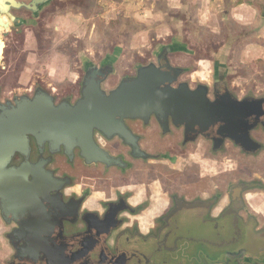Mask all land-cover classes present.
<instances>
[{
	"label": "flooded vegetation",
	"instance_id": "obj_1",
	"mask_svg": "<svg viewBox=\"0 0 264 264\" xmlns=\"http://www.w3.org/2000/svg\"><path fill=\"white\" fill-rule=\"evenodd\" d=\"M54 2L39 10L11 7L7 12L15 17L10 28L19 26L2 35L0 103L7 109V102L15 106L17 97L33 98L45 91L41 84L49 82L39 71L27 69L35 48L24 46L27 34L35 43L39 30L63 16L55 12ZM178 56L180 60H175ZM165 57L172 67L184 70L181 81L191 89L206 85L210 101L225 91L238 100L264 98V94L237 95L229 82L230 71L220 68L216 55ZM184 57H191L194 70H188L191 65L184 63ZM81 66L76 80L68 76L61 83L47 84L56 104L74 105L81 98L87 73ZM135 72L136 66L131 74ZM261 113L260 121L248 120L252 129L237 128L240 135L248 130L261 146L255 152H246L228 138L217 143L220 123L189 132L168 121L164 132L155 119L148 124L126 121L146 159L124 140L98 130L89 145L74 144L71 150L60 145L56 150L50 141L41 142L38 126L27 135L29 152L15 151L5 167L11 174L29 168L35 226L27 232L20 218L6 214L19 208L22 190L6 183L2 173L0 249L10 252L0 264H264V109ZM234 135L232 127L225 129L224 136ZM97 152L125 166L95 161ZM25 236H31L36 257L23 256V245L14 243ZM254 245L257 249L251 252Z\"/></svg>",
	"mask_w": 264,
	"mask_h": 264
},
{
	"label": "water",
	"instance_id": "obj_2",
	"mask_svg": "<svg viewBox=\"0 0 264 264\" xmlns=\"http://www.w3.org/2000/svg\"><path fill=\"white\" fill-rule=\"evenodd\" d=\"M32 1L26 4L18 3L16 0H0V29L4 30L3 33L19 28L17 25L10 28V24L15 22V17L7 13L11 7L39 10L52 0ZM62 2L63 0H55V7ZM56 9L61 13L63 7ZM32 39L34 42L33 37ZM0 40L3 42L2 39ZM163 46L152 61H141L136 64V60L133 59L120 68L118 56H101L94 59L90 54L92 58L81 63L87 67V73L83 81L81 98L74 105L67 102L56 104L53 91H50L51 88L46 83H42L45 87L41 85L45 91L39 90L33 98L17 97L13 100L15 106L7 102L9 109L0 103V178L2 173L5 174L6 183L18 186L17 188L22 190L19 208L9 210L6 214L20 218L22 226L28 229L27 232H33L30 229L35 226V192L31 190L34 184L28 177L29 168L25 167L23 171L11 174L12 171L5 167L15 151L25 154L29 152L27 135L33 134L38 126L41 127L39 129L43 135L41 142L50 141L56 150L60 145L67 149L71 147L70 150L75 145L78 147L83 144L89 145L92 143L93 132L98 130L107 137L116 136L124 140L126 144L133 146L135 152L138 151V157L146 159V155L139 152L137 137L131 133L125 123L142 121L148 124L151 119L158 121L164 132L168 131V121H172L175 126H184L189 132H193L197 126L206 130L214 123H220L223 127L217 132L218 138H215L217 143L221 144L228 138L246 152L260 149L261 146L251 139L248 130H243L240 135V129L237 128L240 125L252 129L253 127L248 125V120L251 118L260 121L264 98L238 100L225 91L216 93L215 100L210 101L209 88L206 85L191 89L188 83L181 81L184 70L172 67L165 57L174 53L184 54V48L181 46L182 49L178 47L174 51L172 50V46H176L174 44ZM24 49L31 50L25 46ZM214 55L220 68L230 70V64L225 62L229 54ZM2 59L3 53L0 62ZM162 60L164 64H161ZM81 65L78 66V70H73L72 80H76L77 71L82 69ZM103 65L109 66L102 67ZM134 66H136L135 76L131 74ZM228 127H232L234 136H224ZM94 157L98 159L95 161L107 165L125 166L119 159L108 158L102 152L101 154L97 152ZM18 242L23 245V249H20L23 256L32 258L38 255H35L31 236L15 238L14 243ZM256 249L255 245L250 247L251 252H255ZM9 252L8 249L6 251L0 249V260H4Z\"/></svg>",
	"mask_w": 264,
	"mask_h": 264
},
{
	"label": "rangeland",
	"instance_id": "obj_3",
	"mask_svg": "<svg viewBox=\"0 0 264 264\" xmlns=\"http://www.w3.org/2000/svg\"><path fill=\"white\" fill-rule=\"evenodd\" d=\"M243 1H248L249 5L236 8L232 15L238 20L237 23L247 26H238L239 24L232 20L221 24L222 28L220 29L216 18L211 14L207 27L214 34L210 33L208 29H201L196 24L189 23L185 37H181L183 31H178L179 38L171 37L167 40L157 41L153 37L146 42L139 38L133 44V48H137L136 51L130 52L126 47V41L130 32L135 29H119L116 14L111 12V14H106L109 8L108 4H103L100 0H63L60 5H56L58 8L63 7L59 13L63 16H57L54 21L41 31L39 30L35 36V59L32 56L33 60L29 59V64L26 66L27 69L39 71V74L45 76L49 82L57 84L71 76L70 71L78 70L81 63L92 58L90 54L94 59L101 56H118L121 67L122 64H128L133 59L136 60V64L141 61H152L163 45L178 42L184 47L185 55L214 56L218 53L226 55L223 53L227 51L229 56L225 62L230 64L229 82L231 81L233 91L239 96L262 95L264 94V0ZM54 10L56 13L59 12L57 9ZM228 15L229 13H224L220 17L226 18ZM85 16H92L91 19L89 18L93 27L90 35L88 32L90 25H88L89 29H83L86 23ZM101 17H104L110 24L108 27L103 26V29H101V25H98L97 29L95 24L97 21L103 20ZM3 20L5 19L3 18ZM1 31L0 39H2L4 30ZM153 31L154 28L151 24L149 32ZM142 37L144 38V36ZM7 45L12 50L13 45L11 43H7ZM25 48H34L30 34H27ZM9 49L7 52L11 51ZM121 55L124 56L123 62L120 61ZM128 58L130 59L128 60ZM175 60H180V57H176ZM33 61L35 62L32 63ZM183 61L185 64L191 65L188 70L195 69L191 57H184ZM2 62H0L1 65ZM41 85L45 87L44 84ZM0 261L3 262V260Z\"/></svg>",
	"mask_w": 264,
	"mask_h": 264
},
{
	"label": "crops",
	"instance_id": "obj_4",
	"mask_svg": "<svg viewBox=\"0 0 264 264\" xmlns=\"http://www.w3.org/2000/svg\"><path fill=\"white\" fill-rule=\"evenodd\" d=\"M103 4H108V12L111 14L115 13L117 16V24L119 29H135L130 32L126 44L127 49L130 52L136 51L137 48H133V44L137 39L141 38L143 42L148 39L155 38V40H167L168 38H176L178 31H183L181 37H185V33L189 23L196 24L198 28L208 29L210 33L214 32L209 29L208 22L211 18V14L214 15L220 29L221 24L234 20L237 23L238 20L232 15L234 10L242 5H249L248 1L243 0H100ZM240 1V2H238ZM233 9V10H232ZM111 12V13H110ZM224 13H229L228 17H220ZM91 17H84L85 27L83 29L88 30L89 35L92 31L90 23ZM103 20L97 21L95 28L98 29V25L108 27L110 22H106L104 17ZM153 25L154 31L149 32L150 25ZM238 26H247L241 25ZM178 33V34H177ZM88 35V36H89ZM144 36V38L142 37ZM180 42V41H179ZM98 43V41H97ZM144 44V43H143ZM181 48L178 42L171 43ZM183 47V46H182ZM184 48V47H183ZM182 49V48H181ZM183 54V53H176ZM223 54H227V51ZM121 62H123L124 56L121 55ZM119 59V58H118ZM130 58H128L129 60ZM125 62V60H124ZM118 64V62H117ZM119 65V64H118ZM124 64H122L123 67ZM120 68V66H119ZM70 77L74 76V72L70 71Z\"/></svg>",
	"mask_w": 264,
	"mask_h": 264
},
{
	"label": "bare ground",
	"instance_id": "obj_5",
	"mask_svg": "<svg viewBox=\"0 0 264 264\" xmlns=\"http://www.w3.org/2000/svg\"><path fill=\"white\" fill-rule=\"evenodd\" d=\"M2 48H3V43H2V41L0 40V58H1V55H2Z\"/></svg>",
	"mask_w": 264,
	"mask_h": 264
},
{
	"label": "trees",
	"instance_id": "obj_6",
	"mask_svg": "<svg viewBox=\"0 0 264 264\" xmlns=\"http://www.w3.org/2000/svg\"><path fill=\"white\" fill-rule=\"evenodd\" d=\"M238 2H240V1H238Z\"/></svg>",
	"mask_w": 264,
	"mask_h": 264
}]
</instances>
